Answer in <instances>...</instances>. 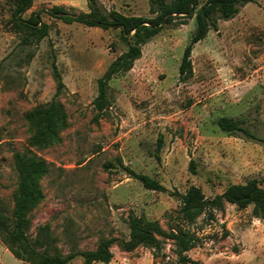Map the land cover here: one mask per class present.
Segmentation results:
<instances>
[{
    "label": "rangeland",
    "instance_id": "obj_1",
    "mask_svg": "<svg viewBox=\"0 0 264 264\" xmlns=\"http://www.w3.org/2000/svg\"><path fill=\"white\" fill-rule=\"evenodd\" d=\"M99 1L107 10L153 16L148 0ZM53 6L88 11L86 0H32L22 18ZM13 9L12 0H0V207L9 225L17 183L13 154L27 148L30 137L25 115L56 97L67 126L59 142L32 148L49 171L40 179L42 199L28 213L31 238L47 224L63 254L71 244L91 250L102 237L127 240L128 216L142 215L166 231L180 225L193 232L195 246L186 252L191 264H264V219L254 217L251 206L224 202L187 224L172 195L194 185L210 199L249 179L264 187V0L218 20L217 30L192 46L193 74L186 80L179 79L178 66L195 18L165 25L142 45L132 68L108 82L110 104L100 114L93 105L97 80L130 40L122 41L119 29L64 23L41 12L48 34L24 44ZM53 65L63 83L57 95ZM221 116L254 138L223 131L216 124ZM124 166L156 179L165 191L145 188ZM173 249L168 239L155 255L149 246L125 251L113 242L109 264H178ZM81 262L76 256L67 264ZM0 264L24 262L0 240Z\"/></svg>",
    "mask_w": 264,
    "mask_h": 264
},
{
    "label": "trees",
    "instance_id": "obj_2",
    "mask_svg": "<svg viewBox=\"0 0 264 264\" xmlns=\"http://www.w3.org/2000/svg\"><path fill=\"white\" fill-rule=\"evenodd\" d=\"M14 9L12 19L23 32L22 43L39 42L48 34V24L41 20V12L62 20L64 23L77 22L89 27L102 29L115 28L120 31V38L130 43L125 51L118 55L107 67L104 74L97 80V95L93 105L100 114L110 104L108 97V82L116 75L129 71L135 60L141 56V47L150 38L158 34L165 25L175 20L185 24L189 18H195L194 32L185 46L178 74L180 80H186L193 74L191 65L192 46L204 39L209 30H217L218 20H229L239 12V9L254 0H204L197 8L199 0H148V10L152 17L141 15H125L115 9H105L99 0H86L87 12L67 11L62 6L50 9H39L22 18V14L30 8L32 0H12ZM54 76L57 80L56 94L63 87L60 75L55 65ZM25 118L28 123L30 137L27 148L13 154L14 166L17 172V183L12 193L13 208L11 226L9 218L0 207V240L7 246L11 254L24 264H67L76 256L82 258L81 264H93L101 261L109 264L113 253L110 245L116 242L125 251H131L138 246H149L159 252L163 248V239L171 240L173 252L178 264H191L186 252L190 246H195L196 237L190 230L178 225L164 230L158 221L149 220L140 215H129L128 239H99L95 249L79 250L75 244L70 245L69 252L63 254L56 246V237L52 235L47 224L40 226L36 236L29 233V211L42 199L40 179L49 171L48 164L32 152V148L41 149L60 141V132L67 126V114L63 104L53 97L49 102L30 109ZM216 124L226 132L241 131L246 136L254 138L245 128L239 126L232 118L221 116ZM162 137H158L156 150L161 147ZM190 170L194 173L193 162ZM126 173L141 182L151 190L165 191V187L149 175L137 173L124 166ZM180 206L177 210L182 223L193 224L204 212L223 207L224 202L236 205L238 208L251 206V214L264 219V187L256 179L244 183H233L225 187L213 198H206L202 190L194 185L189 186L184 193L173 192Z\"/></svg>",
    "mask_w": 264,
    "mask_h": 264
},
{
    "label": "crops",
    "instance_id": "obj_3",
    "mask_svg": "<svg viewBox=\"0 0 264 264\" xmlns=\"http://www.w3.org/2000/svg\"><path fill=\"white\" fill-rule=\"evenodd\" d=\"M99 262H101V261H95L94 263H99ZM94 263H93V264H94Z\"/></svg>",
    "mask_w": 264,
    "mask_h": 264
}]
</instances>
